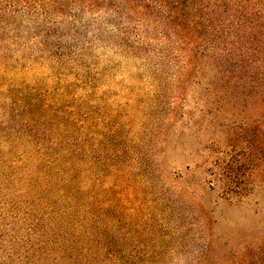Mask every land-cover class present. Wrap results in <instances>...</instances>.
Wrapping results in <instances>:
<instances>
[{
  "label": "rangeland",
  "instance_id": "obj_1",
  "mask_svg": "<svg viewBox=\"0 0 264 264\" xmlns=\"http://www.w3.org/2000/svg\"><path fill=\"white\" fill-rule=\"evenodd\" d=\"M196 8L0 0V264H104L99 240L108 264L264 261L262 111L229 94ZM61 152L76 191L52 202ZM215 172L254 187L226 200Z\"/></svg>",
  "mask_w": 264,
  "mask_h": 264
},
{
  "label": "trees",
  "instance_id": "obj_2",
  "mask_svg": "<svg viewBox=\"0 0 264 264\" xmlns=\"http://www.w3.org/2000/svg\"><path fill=\"white\" fill-rule=\"evenodd\" d=\"M172 4L176 1L182 3L185 8H189L191 4L194 7H198V11H201L200 21L203 30L213 27L215 32L210 34V39H206L204 35L196 36L197 39L204 42H211L215 40V36L224 40V48H220L215 51V58L218 66L222 70L226 71L228 75V92L229 94L236 96L238 99L236 103L243 106L256 108V112L262 113L258 116L261 123H264V0H170ZM224 15L229 18L226 20ZM202 30V32H203ZM199 37V38H198ZM190 39H194L191 38ZM205 48V47H204ZM206 49V48H205ZM202 52H211L212 48L208 51L201 50ZM210 56V54L202 53ZM241 98H240V97ZM261 145L264 154V135ZM251 152H254L255 146L251 142ZM61 152L59 154L58 163L65 168L69 169V176L66 182L58 184L56 188L52 189L50 194L51 201H56V198H62L69 195V198L75 194V184L71 179V170L74 168L72 160L70 159V153L68 157L66 153ZM226 172L231 168L226 165ZM212 174L210 179V185L212 188H216L219 180H224L225 183L221 185V196L228 200L229 198H240L246 192L254 187V184H249L254 180L249 178L248 180H241L238 177V173L231 177L232 174ZM225 177V178H224ZM55 199V200H53ZM75 203L81 205L78 199H75ZM83 209L80 210L82 214ZM114 240H110L104 243H90V251L100 252L104 255L103 263L108 264L116 254L114 250ZM83 251V250H80ZM115 261V260H114ZM236 261V260H235ZM259 264H263V260H255ZM245 260H238L234 262L232 259H228L227 262L221 264H240ZM90 264V262L88 263ZM199 264H210L208 257L204 256L199 259Z\"/></svg>",
  "mask_w": 264,
  "mask_h": 264
}]
</instances>
